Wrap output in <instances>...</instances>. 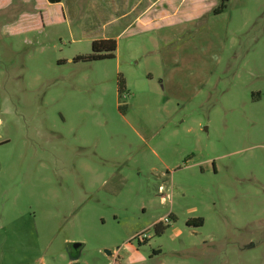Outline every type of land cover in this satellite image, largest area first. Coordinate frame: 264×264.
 Wrapping results in <instances>:
<instances>
[{"label": "rangeland", "instance_id": "1", "mask_svg": "<svg viewBox=\"0 0 264 264\" xmlns=\"http://www.w3.org/2000/svg\"><path fill=\"white\" fill-rule=\"evenodd\" d=\"M89 1L0 0V264H264V0L74 63Z\"/></svg>", "mask_w": 264, "mask_h": 264}, {"label": "crops", "instance_id": "2", "mask_svg": "<svg viewBox=\"0 0 264 264\" xmlns=\"http://www.w3.org/2000/svg\"><path fill=\"white\" fill-rule=\"evenodd\" d=\"M62 1L50 5L61 6ZM201 1L101 0L93 2L91 0L86 3L80 20L86 26L85 32L91 37V43L108 39L116 42L117 27H122V33L130 27H137L139 30L147 32L155 29V26L156 28L160 25L173 26L181 21H191L201 13ZM48 4L46 0H40V5H37V8L44 9ZM182 8H184V13L181 12ZM193 11H196V14H192ZM178 16H181V19H178Z\"/></svg>", "mask_w": 264, "mask_h": 264}, {"label": "trees", "instance_id": "3", "mask_svg": "<svg viewBox=\"0 0 264 264\" xmlns=\"http://www.w3.org/2000/svg\"><path fill=\"white\" fill-rule=\"evenodd\" d=\"M49 4H57L62 0H46ZM229 0H218V5L213 9L212 13L214 15H219L225 11L227 8ZM91 53L85 56H77L73 59V62H95L102 61L106 59H113L115 57L116 52V42L114 40H97L91 43ZM116 91L118 96L120 97L125 92V81L122 77H117L116 82ZM187 226L192 227H201L202 220L201 219H192L186 222ZM153 229L155 234L160 235L164 232L165 227L162 226L161 222L153 225ZM142 243H145V240H142Z\"/></svg>", "mask_w": 264, "mask_h": 264}, {"label": "water", "instance_id": "4", "mask_svg": "<svg viewBox=\"0 0 264 264\" xmlns=\"http://www.w3.org/2000/svg\"><path fill=\"white\" fill-rule=\"evenodd\" d=\"M78 247H79L78 244H74V245H73V248H74V249H77Z\"/></svg>", "mask_w": 264, "mask_h": 264}, {"label": "built area", "instance_id": "5", "mask_svg": "<svg viewBox=\"0 0 264 264\" xmlns=\"http://www.w3.org/2000/svg\"><path fill=\"white\" fill-rule=\"evenodd\" d=\"M165 221H166V220H164V222H165ZM141 238H142V239H144V237H143V236H141Z\"/></svg>", "mask_w": 264, "mask_h": 264}]
</instances>
